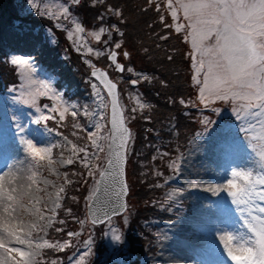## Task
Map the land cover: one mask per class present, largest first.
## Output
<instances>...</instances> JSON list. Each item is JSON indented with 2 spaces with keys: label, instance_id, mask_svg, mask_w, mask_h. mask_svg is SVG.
Returning <instances> with one entry per match:
<instances>
[{
  "label": "trees",
  "instance_id": "obj_1",
  "mask_svg": "<svg viewBox=\"0 0 264 264\" xmlns=\"http://www.w3.org/2000/svg\"><path fill=\"white\" fill-rule=\"evenodd\" d=\"M107 5L118 6L122 10V21L105 12ZM68 8L70 13L71 10L77 13L76 17L83 29L90 28L87 26L88 22L91 24L90 30L102 26L98 17L103 14L106 17L104 25L115 24L124 33L123 36L113 33L112 40L122 44V48L118 50L121 55H118L122 59L121 63L125 66V71L117 73L112 69L106 59V53L101 55L99 62L94 65L105 68L109 77L117 83L118 96L124 105V117L133 134V143H131L132 146L130 144L131 148L127 154L125 170L126 177L128 179L130 177L133 182L134 203L131 208H128L129 220L127 224L124 227L121 226L120 230L128 240L123 247V253L128 256L130 264H138V258L142 255L143 247H145L144 244L150 243L152 229L145 222L153 214H162L163 210L160 209L162 203L166 207H172L174 203L164 194L168 189L165 184L166 177L173 172L176 159L188 143L192 133L203 127L209 131L216 128L217 118H220L224 112L221 108L222 102H214L212 112L204 114L206 121L200 120L204 111L199 109L197 85L190 77L193 66L188 28L186 31L176 33L174 27L167 26L176 22L186 26L188 24L180 13L181 21L174 22L165 0L163 3L156 0H106V5L97 3L95 6H93V0H80L79 4L68 3ZM24 14L14 6L6 10L0 7V95L11 96L13 93L22 91L23 71L18 65L11 63V57L15 54L14 49L25 56L33 53L34 58L31 59L29 72L36 77L41 74L40 79L48 78L53 84V90H50L51 95L40 96L37 94V97L31 99V104L34 99L37 106L45 112L48 111L49 116L53 117L52 121H41L39 126L62 128L64 130L63 137L70 139L71 144L84 148V153H77L76 157H73L72 165L64 167V170L70 175L76 176L79 184L74 186V190L80 192L78 197H83V193L89 186V180L86 178L95 177L101 167V163L99 167L95 166L96 158L92 154L95 148L86 134V115L81 113L90 105V102L84 101H92L88 96L89 84L87 83L90 78L87 76V70L89 67L84 65L83 54L71 49L67 40L60 41L53 34L54 30L64 32V26L56 25L53 20L44 17L40 19L44 20L49 28L43 31L44 26L36 25L35 18L31 13L22 16ZM161 16L164 17L163 20H161ZM64 22L65 25H68V22ZM48 32L53 34L54 40H51ZM106 38L107 34H102L100 41H104ZM213 40L211 39L210 42L212 43ZM67 44L69 48H66ZM113 45L114 43L108 46L114 47ZM101 46L103 47V45ZM74 52L79 53L78 56ZM123 52H128L129 55L124 57ZM129 61L136 65L132 67L127 63ZM128 68H131L132 71H127ZM80 79L86 83H82ZM133 79L138 80L136 85L131 84ZM65 84L69 85V93L63 92L64 95L66 94V98L54 99V88L58 90ZM83 93L85 96H82ZM79 95L81 96L79 97ZM182 100L184 103H181ZM75 103L77 104L74 105V108L65 107ZM45 105H48L47 109L44 108ZM52 107H56L58 111L52 112ZM64 108H68V112L65 113V119L61 121L59 120V111H63ZM74 109L78 113L75 118L71 116V111ZM15 118L17 120L14 123ZM22 119L23 114L13 116L8 121L4 118L1 119L0 132L6 129V121V125H11ZM207 121L212 123L207 124ZM77 123L80 128L73 126ZM103 125H105L104 122ZM100 141L105 143L104 132ZM84 142L90 145H84ZM85 154L88 157L87 161L80 158ZM85 162L91 164V168L85 167ZM66 168L68 169L66 170ZM90 172L91 175H89ZM129 194L127 195L129 196ZM76 207L75 203L64 204L59 214L61 219L59 222L63 221L64 223L58 224L63 230L60 232L62 235L82 230V235L78 236L79 241L76 240L77 236H73L74 241L69 242L73 249L75 241H78L77 244H79L85 237H90V239L94 237L88 229L89 224L86 221L82 223L83 227L79 228L78 214L82 216V213L80 209L78 212ZM98 227L93 226L92 229L97 230ZM136 234L142 238H137ZM97 238L98 242H101L100 233ZM52 242L54 241L50 243ZM57 252L56 250L51 251V253ZM52 260H56V257L49 258L47 262L41 257L40 264H51ZM63 260H60L61 264ZM94 260L96 261V259Z\"/></svg>",
  "mask_w": 264,
  "mask_h": 264
},
{
  "label": "rangeland",
  "instance_id": "obj_2",
  "mask_svg": "<svg viewBox=\"0 0 264 264\" xmlns=\"http://www.w3.org/2000/svg\"><path fill=\"white\" fill-rule=\"evenodd\" d=\"M156 1L163 3V0ZM165 3L167 5V0H165ZM11 6L18 8L23 14L26 12L22 16H26L31 13V15L35 18L34 20L36 25L40 27L44 26V28H42L43 31L49 28L46 22L40 19L44 17L50 18V20H53L56 25L64 26V32L62 30L61 32L59 30H54L55 33L53 34L56 38L58 37L60 41L67 40L71 45V49L79 51V53L83 54V59L85 61L84 65H87L88 67L99 62V57L101 55H96L97 51L107 53L108 50H111L109 46L107 49H105V46H101L103 45V41H97L95 39L98 28L90 30L91 24H89V22L87 26L90 28L85 27L82 32L77 31L76 25L80 24L79 19L76 17L77 13L71 10L72 14L69 11L67 17L63 13V9L65 7L68 8L67 0H0V7L5 10ZM179 13L181 17L184 18L182 9ZM178 20H180V18ZM64 21L68 22V25H65L66 23ZM185 21L187 24L195 22L188 21L186 19ZM69 32L72 33L71 38H69ZM191 33L192 29L189 28V42L192 47L193 56V77H196L195 81L197 83L198 80H203L204 72L202 71L198 76L195 72V61L201 58V54L193 49ZM48 34L51 40L55 39L51 32H48ZM213 44H215V40H213L212 43L210 41H204L202 47H211ZM90 47L93 48V52L88 51V48ZM66 48H69L68 44L66 45ZM14 51L15 54L11 57L12 60L20 56L17 54L18 50L14 49ZM79 53L74 52L77 56ZM118 54L121 55L120 51ZM20 57L30 59L28 65L19 66L23 71L21 83L22 91H18V94L13 98L16 102L22 101L25 102V104H22L23 106H19L18 109L23 111L25 106L31 107L28 115L29 117L33 115L34 120H36L40 115L49 116L48 111L45 112L42 109L40 113H37L34 109L35 107L31 104V99L33 97H37L38 93H36V89L40 87L39 81L42 80L48 85H51L52 87H49L50 90H53V84L48 78L40 79L39 77H42L41 74L39 77H36V75L29 72L31 59L34 58L33 53L28 56L21 53ZM118 58H120L119 55ZM204 59L207 61L208 57L205 56ZM118 62H122V59L118 60ZM127 63L132 67L136 65L135 63L133 65V62L131 61ZM80 81L82 83H86L83 82L82 79H80ZM87 84H89L88 96L92 101H84L90 102V105L86 109H83L84 111L81 113L86 115V134L88 135L89 131H97L96 128L93 127V124L96 121H99L102 125L103 122L106 123L105 117L107 101L101 88L97 86L95 82L92 83V80L90 79ZM197 85V95L199 98V89L202 84L197 83ZM50 90L48 92L49 95L52 94ZM63 92L69 93L68 84H65L64 87H61L58 90L54 88L53 94H56V96L60 98H66V94L64 95ZM97 93H99V96H97ZM80 96L81 95H79V97ZM82 96H85V93H83ZM213 98L214 96L209 97L208 99L211 101ZM76 104L77 103L65 107L74 108V105ZM15 106L17 107L18 105ZM251 111H256V109H251ZM93 113H99V115L93 118ZM5 118L8 120L7 115H5ZM41 121L43 122L46 120ZM26 125L27 123L25 124V127ZM104 130L103 125L100 129V138L102 133H105ZM39 131L42 133V138L38 140L33 132H29L28 134L25 132L22 133V135L24 138L32 140L38 147H47L51 144H57L61 147L53 148L52 156L48 158V161L42 162L45 165L47 163L55 164V167H43L38 173H35L38 179L34 180L33 184L35 188L38 189L35 193L38 200L26 198L24 208L21 209V216L26 224L43 225V223L46 222V217L48 215H52V212H48L47 209L54 208L55 215L51 226L48 227L45 232L38 231L37 233H34V236L42 237L43 239H47L49 242H63L68 240L71 243L74 241V237L69 239L67 233L62 235L60 232L56 231L57 228H60V225H58L60 223L59 220H61L59 215L60 209L64 204L75 203L77 206L76 210L79 212L80 209V212L82 213V216L81 214H78L79 228L83 227L82 223L84 221L87 222L85 216V204L90 195L94 177L86 178V180H89V186L83 193V197H78L80 192L74 190V186L79 184L78 180L75 178L76 176L74 174L70 175V173L64 170V167L67 166L66 164L59 163L61 159L66 160L72 156L70 151L71 144H67L65 146L64 137L62 135L64 130L62 128L58 129L57 127L50 126L45 128V130L39 129ZM22 135H19L15 131L10 133L8 138L2 141V143L0 139V172L8 170L9 167L20 168L23 170L21 179L24 181L25 177L28 175L27 170L31 168L32 165L31 158L24 151V145L21 142ZM225 136H227L231 147L227 151L219 152L217 151L216 145L218 141ZM132 137L133 134L131 132V143H133ZM100 138L98 143L101 145L103 150L98 152L95 148L92 152L96 158L95 166L98 167L103 161L104 153L107 152V145L102 143ZM68 141L71 140L68 139ZM188 142L189 143L184 151L179 155L175 173L169 175L165 179V184L169 187L166 190V194L174 201L173 206L170 208V210H175L174 215L171 218L162 217V219H159L160 221H152V223H155L156 226L158 225V230L150 232L152 233L150 244L154 245V249L150 252L151 254L147 256L145 255L140 260V264H185V262L189 264H203L202 260H204V257L210 264H236V262L227 255V251L224 249L223 241L220 240V236L224 232L230 231L236 237L233 244H237L241 242V239L246 238L248 234H250L248 233V229L245 224V217L241 215L237 205L232 202V198H227L229 195L226 194L224 198L221 197L215 199L216 194L214 193H216L217 189H221V192L223 193L227 192V180L233 178L231 176V172L233 170L251 171L252 176L257 172V170H264V168L261 167V159L256 153L257 149H254L247 139L236 138L232 133H226L225 130L212 135L202 131V133L191 135ZM77 143L80 142L77 141ZM84 145L89 146L90 144L84 142ZM131 146H129L128 151H130ZM67 169L68 168H66V170ZM129 179L127 178V184L129 183L130 192L128 187V193L130 194L129 196L127 195L126 198L127 211L124 216L110 219L108 222L103 223L101 227L99 226V229L97 230H93L90 226H88V229H90L94 237H92L91 240L86 239L83 243L79 242V244H77L79 241L78 236L82 235V230H76L75 233H78V235H76V240L78 241L73 243L74 249L70 248L66 251L67 248H65L63 251H58L57 253H51L54 249H40V254L35 257L36 264H40L41 257L46 262L49 258L56 257L58 264H61V259H64L62 264H75V260L72 258L75 257L78 260V253L81 255L87 253L84 258V264H119L120 255L122 254L120 244L125 245L128 241L120 230V227L127 224L129 220L128 208H131V205L134 203V198L132 197L133 182L130 177ZM45 180L50 183H43ZM191 184H196L198 187L191 188L189 187ZM60 187L64 188V192L61 193L62 198L58 201L60 207L55 208L52 199L49 198V194H52L54 197ZM209 187L213 188V191H208ZM259 190L260 189L257 191ZM183 199L187 201V206L182 208L179 203L180 200ZM205 199L208 200V202L203 204ZM255 201L259 205L264 206V201H260L258 198ZM31 205H35V207L30 208L29 206ZM241 207H244V205H241ZM160 209L162 210V208ZM244 215L247 216V213ZM192 232H195V235H193ZM99 233L101 242H98L97 238ZM117 236L120 237L119 240L116 239ZM136 237L142 238V236L137 234ZM144 245H146V243ZM77 249L78 251L73 252ZM80 249L81 251H79ZM94 259H96V261ZM125 264L130 263L126 261Z\"/></svg>",
  "mask_w": 264,
  "mask_h": 264
},
{
  "label": "snow or ice",
  "instance_id": "obj_3",
  "mask_svg": "<svg viewBox=\"0 0 264 264\" xmlns=\"http://www.w3.org/2000/svg\"><path fill=\"white\" fill-rule=\"evenodd\" d=\"M73 3L79 4L80 0H73ZM97 3L106 5V0H93V6ZM167 9L174 21L179 19L178 13L181 9L186 20L195 21L187 26L183 23H174L167 26L174 27L176 33L186 31V28L192 29L193 49L201 54V58L195 61V72L197 76L202 71L204 72L203 80L197 81L198 84H202L199 89L200 100L205 102L206 107L208 98L213 96L221 101L241 102L243 107L233 108L236 119L238 121L243 119L244 123L240 127L241 131L245 134L255 131L253 121L258 123L264 131V0H167ZM69 11L67 7L63 9L66 17ZM105 12L117 17L120 21L123 19V12L118 6L107 5ZM105 18L103 14L98 17L102 26L98 28L95 39L100 41L101 35L107 34L108 38L103 41L105 49L108 48L109 44L114 43V47L107 51V59L123 72L125 66L118 62V50L122 48V44L113 42L112 36L113 33L120 36H123L124 33L115 24L104 25ZM163 19L164 17L161 16V20ZM76 28L80 32L84 30L80 24H77ZM68 35L69 38L72 37L71 32ZM210 38L215 40V44L211 47H202L204 41H209ZM165 39L167 38L165 37ZM185 39H187V36H185ZM88 51L93 52V48H88ZM96 55H104V52L97 51ZM128 55V52H123V56L127 57ZM205 56L208 57L207 61L204 59ZM11 63L24 66L29 64V59L16 57ZM127 71L131 72L132 69L128 68ZM92 75L96 76L97 73L93 72ZM105 75L106 73H100L101 82L105 83L109 95L113 97L111 102L112 128L110 132L119 133L120 146L123 147L125 136L130 137V132L128 128L123 126V117L118 113V101L114 93L117 84L111 80L105 81ZM137 83V79L131 80L132 85ZM39 85L40 87L36 89V93L40 96H47L50 90L48 84L41 80ZM97 96H99V93H97ZM53 98L59 99L55 94ZM181 103H184V101L182 100ZM32 106L35 107L37 113L42 111L36 105L34 99ZM44 108L47 109L48 105H45ZM251 109H256V111H251ZM51 111L55 113L58 109L52 107ZM66 112H68V108L59 111V120L63 121L65 119ZM77 115L75 109L71 111L73 118ZM98 115L99 113L92 114L93 118ZM49 119H53V117L40 115L34 122L40 124L41 120ZM206 123L211 124L212 122L207 121ZM73 126L80 128L78 123ZM93 127L97 131H89L88 139L99 152L103 150L98 143L100 129L103 125L96 121ZM18 131L23 133V128H18ZM64 141L65 146L71 144L67 137H64ZM21 142L24 145V151L31 158L32 166L27 170V177L22 181L23 170L16 167H9L8 170L0 172V264H36L35 257L40 254V249L48 248L63 251L65 248L71 247L68 240L50 243L47 239L34 236V233L38 231L45 232L51 226L55 215L54 208L47 209L48 212H52V215L46 217V222L43 225L26 224L21 216V209L24 208L26 198L38 200L35 195L38 189L33 184V181L38 179L35 173H38L43 167H55V164L47 163L45 165L42 162L48 161V158L52 156L53 148L61 146L51 144L47 147H38L32 140L24 138L23 135L21 136ZM230 147L231 144L227 136L221 138L216 145L219 152L227 151ZM70 151L72 156L66 160L61 159L59 163L72 165L74 163L72 157H76L77 153H84L85 150L76 144H71ZM259 156L262 162L261 167L264 168V145H262ZM80 158L85 159V161L88 159L86 154ZM109 164H112L111 160H109ZM84 166L91 168V164L87 162ZM91 174L90 172L89 175ZM100 175L105 176L106 173L101 172ZM258 175L259 179L253 181L251 171L233 170L231 172L233 178L227 180V194L232 198V202L237 205L241 215L245 217V224L248 233H250L244 241L237 244H233L236 237L230 231H226L220 236L227 255L236 264H264V206L255 204L257 198L264 201V189L256 190L257 184L264 185V174ZM43 183L48 184L50 182L45 180ZM189 187L197 188L198 185L191 184ZM208 191H213V188L209 187ZM221 191V189L216 190L217 193ZM63 192L64 188L60 187L54 197L49 194L55 208L60 207L58 201L62 198L61 193ZM241 205H244V207H241ZM29 207L34 208L35 205ZM111 211L115 215L119 212V207H114ZM245 213H247V216L244 215ZM96 222H99L98 219L93 221V223ZM60 223L64 222L60 221ZM56 231L61 232L63 230L57 228ZM76 235L78 233H68L69 239ZM116 239L119 240L120 237L117 236ZM77 255H79L78 260L75 257L72 258L75 260V264H84L87 253L83 255L78 253ZM51 264H58V261L52 260Z\"/></svg>",
  "mask_w": 264,
  "mask_h": 264
},
{
  "label": "water",
  "instance_id": "obj_4",
  "mask_svg": "<svg viewBox=\"0 0 264 264\" xmlns=\"http://www.w3.org/2000/svg\"><path fill=\"white\" fill-rule=\"evenodd\" d=\"M73 2V0H71ZM117 71H120L115 67ZM96 72L97 75L93 76L92 73ZM106 73L105 70L101 68H92L88 71V75L91 76L97 83L102 87L107 95L108 105H107V125L109 129L108 134V154L107 159L104 162L100 172L97 175V179L94 184V190L86 203V215L90 223L99 224L110 217L116 216L123 212L125 208V194H126V184L124 179V165H125V148L127 145L128 137L125 136L124 146L121 147L119 133L110 132L111 125V113H112V95H109L108 89L105 83L101 82L100 73ZM104 80H110L108 75L104 76ZM112 81V80H111ZM113 82V81H112ZM114 83V82H113ZM117 99V90H114ZM118 101V99H117ZM118 113L123 117L121 107L118 104ZM124 122V120H123ZM124 127L128 128L126 124ZM129 129V128H128ZM118 154V155H117ZM109 160L112 164H109ZM105 172V176H101L100 173ZM119 194V195H118ZM122 206V207H120ZM119 207V212L115 215L112 214V208ZM107 213V215H105ZM99 222L93 223L94 220Z\"/></svg>",
  "mask_w": 264,
  "mask_h": 264
},
{
  "label": "clouds",
  "instance_id": "obj_5",
  "mask_svg": "<svg viewBox=\"0 0 264 264\" xmlns=\"http://www.w3.org/2000/svg\"><path fill=\"white\" fill-rule=\"evenodd\" d=\"M244 240H245V238L241 239V242L244 241Z\"/></svg>",
  "mask_w": 264,
  "mask_h": 264
}]
</instances>
